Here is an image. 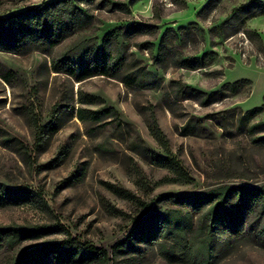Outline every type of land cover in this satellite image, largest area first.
I'll return each instance as SVG.
<instances>
[{"label": "rangeland", "instance_id": "rangeland-1", "mask_svg": "<svg viewBox=\"0 0 264 264\" xmlns=\"http://www.w3.org/2000/svg\"><path fill=\"white\" fill-rule=\"evenodd\" d=\"M207 1L137 0L130 4L127 0L129 11L88 8L94 22L85 33L98 43L107 32L125 30L132 22L156 26V33L121 35L119 42L130 65H145L161 78L159 87L130 85L106 75L76 81L52 71L50 57L39 50L25 54L0 51L2 65L17 73L11 81L0 76V132L22 144L18 151L0 141V181L34 190L45 204L0 207V226L31 229L61 224L69 232V236L54 233L0 244V264L22 250L66 237L110 250L144 213L141 202L154 204L161 194L264 186V143L258 140L264 136V49L247 32H257L264 45V13L247 18L235 29L227 20L234 9L250 0H222L212 11L201 13ZM38 3L0 0V15ZM168 27L185 29L180 31L184 37L176 52L199 57V68L176 65L170 50L163 67L154 63L160 36ZM172 79L204 92L220 91L225 83L236 80L251 82L242 83L236 91L225 89L223 97L201 104L175 92ZM80 91L103 100L83 106L114 107L134 133L121 131L113 116L83 123L71 110L80 104ZM257 106L261 111L240 128V116ZM152 110L169 140L167 149L151 131ZM52 120L58 129L40 137V127ZM135 136L155 152L178 159L190 180L139 155L133 149ZM57 156L60 162H52ZM112 183L130 189L141 201L117 193L109 186ZM162 207L179 206L164 203ZM188 210L196 228L202 213L182 208ZM263 224L264 211L258 206L250 208L235 230H222L213 237L209 255L199 264H264V238L258 234ZM135 242L140 250L121 264H193L169 260L158 243ZM164 242L173 246L171 238Z\"/></svg>", "mask_w": 264, "mask_h": 264}, {"label": "trees", "instance_id": "trees-1", "mask_svg": "<svg viewBox=\"0 0 264 264\" xmlns=\"http://www.w3.org/2000/svg\"><path fill=\"white\" fill-rule=\"evenodd\" d=\"M127 0H40V3L29 5L22 10L0 15V51L25 54L39 50L50 57L51 70L63 73L73 80L82 81L95 75H106L139 87H159L161 78L145 65H130L128 54L121 51L119 38L121 35L131 37L136 34L156 33V26L141 22L130 23L125 30L113 29L107 32L101 43L85 33L93 22V14L89 7L129 11ZM137 0H129L132 4ZM179 0H174L178 2ZM222 0H208L201 9L207 13L215 9ZM264 13V0H250L236 9L227 23L237 29L247 18ZM173 27H168L161 34L158 53L154 63L163 67L166 53L170 50L174 63L189 68H199L202 60L197 56L184 57L176 52L183 34ZM251 38H256L264 49L262 37L257 32L247 31ZM136 59V58H135ZM138 62V59L136 60ZM0 76L6 81L17 77V73L5 68L0 62ZM250 79L225 83L220 91L204 92L187 86L182 80L172 79L175 92L186 94L187 98H196L201 104H208L225 95V89L238 90L242 83H250ZM80 103L71 110L85 124L101 121L113 116L121 131L132 133L129 123L124 122L118 111L109 105L101 108H86L84 103L103 102L102 98L92 94L79 92ZM262 107H254L240 116L239 126L259 113ZM231 111H235L232 109ZM151 131L157 141L168 148L169 140L161 128L154 110L151 111ZM254 124L252 128L262 125ZM225 125V123H224ZM188 127L190 124L187 125ZM194 127V126H193ZM58 126L54 120L40 127L39 135L54 132ZM1 131V130H0ZM134 133V132H133ZM264 143V136L258 139ZM0 141L9 149L20 151L22 144L6 132H0ZM133 149L152 163L171 169L178 178L188 181L190 176L181 162L175 157L162 155L145 146L140 137L135 136ZM60 162L57 156L52 162ZM117 193L134 201H141L130 189L117 184H109ZM164 203L179 206L163 208ZM32 204L44 206L42 197L32 189L7 184L0 181V207ZM145 208L135 220L134 226L126 235L115 242L111 249L82 242L77 238L66 237L63 240L48 242L20 251L4 264H121L122 259L140 250L135 240L147 244L158 243L162 254L171 261L191 262L199 264L209 255L213 237L222 230H235L237 225L245 221L249 209L260 207L264 211V186L233 185L213 188L201 194H179L175 192L161 194L154 204L141 202ZM186 207L194 212H201L202 219L194 227L191 211L183 212ZM122 213V211H119ZM253 229V228H251ZM54 233H66L68 230L61 224L38 226L31 229L0 226V244H16L22 237H37ZM264 238V224L258 230ZM171 238L173 246L167 247L164 240ZM123 257V258H122Z\"/></svg>", "mask_w": 264, "mask_h": 264}]
</instances>
